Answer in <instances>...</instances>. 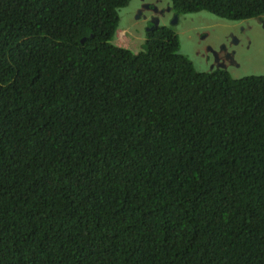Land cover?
I'll return each instance as SVG.
<instances>
[{"label":"trees","instance_id":"trees-1","mask_svg":"<svg viewBox=\"0 0 264 264\" xmlns=\"http://www.w3.org/2000/svg\"><path fill=\"white\" fill-rule=\"evenodd\" d=\"M127 2L0 0V264H264V73L112 43Z\"/></svg>","mask_w":264,"mask_h":264},{"label":"rangeland","instance_id":"rangeland-1","mask_svg":"<svg viewBox=\"0 0 264 264\" xmlns=\"http://www.w3.org/2000/svg\"><path fill=\"white\" fill-rule=\"evenodd\" d=\"M117 15L111 42L132 52L141 49L146 30L156 22L172 29L179 52L196 71L221 67L234 78L264 73V15L232 21L206 11L176 14L170 0H128Z\"/></svg>","mask_w":264,"mask_h":264},{"label":"flooded vegetation","instance_id":"flooded-vegetation-1","mask_svg":"<svg viewBox=\"0 0 264 264\" xmlns=\"http://www.w3.org/2000/svg\"><path fill=\"white\" fill-rule=\"evenodd\" d=\"M147 7H148V6L146 5L145 8H147ZM157 13H158V12H157ZM159 13H161V11H159ZM152 19H154V16H152ZM155 26H157V24H156ZM155 26H154V27H155ZM152 27H153V25L150 24V25H149V29H151ZM216 64H218L217 61H215V63L213 64V66H215Z\"/></svg>","mask_w":264,"mask_h":264},{"label":"water","instance_id":"water-1","mask_svg":"<svg viewBox=\"0 0 264 264\" xmlns=\"http://www.w3.org/2000/svg\"><path fill=\"white\" fill-rule=\"evenodd\" d=\"M153 25H156V22H153ZM215 66H217V65H215Z\"/></svg>","mask_w":264,"mask_h":264},{"label":"clouds","instance_id":"clouds-1","mask_svg":"<svg viewBox=\"0 0 264 264\" xmlns=\"http://www.w3.org/2000/svg\"><path fill=\"white\" fill-rule=\"evenodd\" d=\"M217 65V64H216Z\"/></svg>","mask_w":264,"mask_h":264}]
</instances>
